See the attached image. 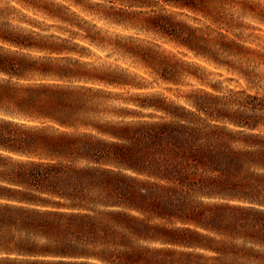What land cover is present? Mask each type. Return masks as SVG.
Here are the masks:
<instances>
[{"label": "clouds", "instance_id": "obj_1", "mask_svg": "<svg viewBox=\"0 0 264 264\" xmlns=\"http://www.w3.org/2000/svg\"><path fill=\"white\" fill-rule=\"evenodd\" d=\"M157 124L177 150L140 145ZM217 149L236 162L227 191ZM185 230L207 245L167 238ZM32 250L264 264V0H0V264Z\"/></svg>", "mask_w": 264, "mask_h": 264}, {"label": "trees", "instance_id": "obj_2", "mask_svg": "<svg viewBox=\"0 0 264 264\" xmlns=\"http://www.w3.org/2000/svg\"><path fill=\"white\" fill-rule=\"evenodd\" d=\"M54 104H44L43 110L52 111L54 110ZM178 138H180V133L173 128L172 125L167 124H157L146 126L140 133V145L147 143L150 145L149 150L151 151H175L177 150ZM183 155H189L187 148H179L178 149ZM115 153L118 157L128 159L131 157L132 153L127 151H121L119 148L115 150ZM191 160H203L201 154L193 153L191 154ZM213 163L216 166L222 167L227 173L228 177H225L223 182L217 183L213 185V190L216 191H227L233 187V181L231 178L232 173L236 168V162L233 158H231L226 152H223L220 149H217L213 156ZM31 182L37 184H47V183H55L54 178H49V180H44L42 177L36 176L30 178ZM112 183L119 184L120 182L117 179H113ZM121 190L127 191L126 185H119ZM128 198L133 200L138 206L147 207L148 202H146L142 197L138 198L134 193H129ZM155 210H158L162 213H167L168 209L159 208L158 205H153ZM228 210L225 209H217L213 213L212 223H207L208 227H214L216 224L221 225L224 224V221L229 216ZM195 218L187 221L192 224H205L206 218L200 216L196 213H192ZM7 219V218H5ZM87 226H85V229ZM167 238L171 239L173 242L182 244L185 246H190L195 244L198 240L200 241V246H206L207 241L203 237H199L198 233L190 232L185 230L183 232L176 233H168ZM27 255L31 257H36V261L34 264H61L60 261L55 260L57 255H60L59 252H53L51 250H32L27 253ZM203 257L198 259H193L191 254H175L171 253L169 255H164L159 258H142L139 261H130V264H201Z\"/></svg>", "mask_w": 264, "mask_h": 264}]
</instances>
